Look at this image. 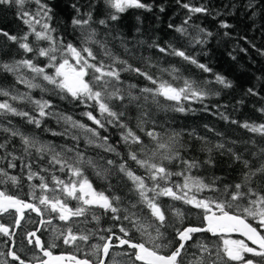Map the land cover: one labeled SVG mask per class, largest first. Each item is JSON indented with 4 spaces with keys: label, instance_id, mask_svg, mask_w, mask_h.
I'll use <instances>...</instances> for the list:
<instances>
[{
    "label": "snow or ice",
    "instance_id": "obj_1",
    "mask_svg": "<svg viewBox=\"0 0 264 264\" xmlns=\"http://www.w3.org/2000/svg\"><path fill=\"white\" fill-rule=\"evenodd\" d=\"M29 3L36 5L34 12L26 10V5ZM105 3L108 8L114 10L107 14V19L98 21L105 27L108 26L109 21H118L119 14L130 8L144 9L149 12L153 9L152 4L144 3L142 0H105ZM0 5H16L20 19L29 29L20 37L2 30L0 35L18 44L25 53H33L35 57H43L47 60L44 66H40L33 59H22L13 64L0 65V67L17 74L18 82L28 89L39 88L41 91L54 92L61 99L70 98L98 110L99 117L94 115L93 111L83 113L96 126L90 127L74 120L71 116L51 111L53 105L50 100L34 99L30 93L12 92L3 88H0V97L7 99L0 100V116H19L36 128H40L48 117H54L58 121L63 120L70 127L61 133L52 132V135H66L72 129L81 130L85 134L88 145L121 157L117 148L108 142L109 137L102 136L99 131L100 129L106 131L107 126L111 125L122 130L120 138L126 146V158L121 157V162L107 159L104 164H101L91 157H85L84 153L78 150V146L57 151L56 146L44 143L36 136L25 135L19 129L11 127H0V131L8 133L10 138L19 137L25 155L33 157L34 153V158L39 160L47 158L46 163L52 170L66 173L68 176L65 180L53 174L50 187L47 178L41 175V172L49 171L48 167H41L38 172H34L32 163H25L24 166L28 169L27 179L29 181L39 179L40 183L30 185L27 200L0 189V215L7 214L14 217L11 226L0 223V234L12 237L14 234L11 229L20 228L26 213L31 212L40 217L38 223L41 226H51L54 219L63 222V228H51L54 238L62 239L64 245L75 246L78 251L80 242L88 244L93 238H98L102 242L88 244L91 251L86 253L85 258H78L76 255H55L52 249L57 247L56 243L46 246L37 236L39 228L36 231H29L26 234L28 243L38 248L45 257L39 260V264H264V191L258 190L255 186L257 182L264 184V160H261L258 166H254L252 161L245 159L242 153H237L230 147L226 148L223 143H217L214 146L215 150L221 155L225 153L230 155L233 163L240 164L243 171L238 182L219 183L222 178L215 176L206 182L204 178L192 175V170L203 165L215 166L211 155L212 147L205 144L204 150L209 153L207 160L203 162L196 159L189 160L181 154V149L185 148V145L180 142L181 133L172 132L165 138V135L156 131L155 127H146L149 122L155 124L154 121L145 119L149 115L145 110L149 103L163 110L171 109L185 113L191 109L187 108L184 102L203 103L210 94L207 85L213 81L199 82L183 77L180 70L175 67L160 69L161 72H167L172 77L171 81L165 80L114 56L106 43L97 38V30L92 28L91 9L95 6L91 3L88 5L90 10L85 13H81V9L76 4L72 5L77 15L72 18L71 23L74 29L80 31L79 46L53 35L56 30L51 24L52 9L45 0H0ZM183 7L193 14L208 11L205 7H193L188 3H184ZM159 10L163 12V6ZM191 19L192 17L188 16L182 25L169 24L168 27L174 28L181 36L188 37L190 34L185 25H188ZM221 27L231 26L222 22ZM201 33L207 37L212 36L211 32L205 33V30L201 28L196 36L190 38V43H206ZM30 36H34L36 42L46 41L48 46L40 47L37 43L34 47L29 42ZM93 45L103 49L104 56L108 57L111 63H105L102 59L98 60ZM150 46L158 48L160 53L179 57L204 73L213 71L208 65L189 55L183 48L172 44L161 47L154 43ZM116 65H122V67H116ZM21 69L31 72L33 74L31 78L19 74ZM48 69L52 71L49 72ZM121 72H134L150 82L153 87L139 88L138 93L133 92V89H137L135 84H130L127 89H124L121 86ZM37 78L46 82V85L51 88L35 82ZM214 82L225 88L232 86L230 81L218 73H214ZM248 92L252 95L257 94L251 88ZM160 98L171 103L162 104ZM10 101L27 102L33 106V112L36 114L20 110ZM114 101H118L122 108L134 104L141 109L137 117L136 130L124 119L123 110H115ZM259 111L264 113V108ZM223 118L228 119L226 116ZM232 123L238 122L233 120ZM241 127L264 136V123L257 125L245 122ZM137 130L142 132L151 144L146 143ZM71 139L79 141L80 136L72 134ZM10 142V139L0 142V150L4 153L0 155V159L8 160L7 168H15L14 161L21 157L15 155L14 151H8ZM68 153L73 155L69 156ZM252 155L264 157V147L260 148L259 153H252ZM9 157L11 159H8ZM129 162L143 169L144 173L137 174ZM173 162L178 163L180 170L173 171L167 167V164ZM57 166H59L58 169ZM86 168L93 169L98 178L105 180L112 168H115L130 182L129 191L138 196L137 203L122 207L124 197L112 191L110 184L106 190H98L94 187L93 182L85 175ZM173 177L182 178V180H174ZM9 182L17 185L19 178L10 175L6 168L0 167V184ZM161 197H168L173 201H180L199 209L200 223L184 224L186 219L184 212L179 208H172L170 209L172 215L182 225L176 227L175 223L169 222L166 209L160 202ZM70 201H75V205L71 206ZM137 204L143 205L140 212L147 210V217L134 211ZM97 209L104 214H110L112 220L127 221V225L122 223L119 227L122 235H117L111 228L98 231L89 229L74 231L73 225L88 223L89 216L91 220L99 223L101 216L97 214ZM46 215L47 219H45ZM251 221H256L255 226ZM169 227L174 233L171 238L162 231ZM100 232L109 234L105 236L99 234ZM137 233L140 239L134 240L133 237ZM234 233H238L243 239H232L231 236ZM199 234H211L212 237L217 238L218 242H205ZM115 248L121 251L113 253L112 250ZM7 255L13 261L25 264L15 251H9ZM89 255L94 256L96 260L87 258ZM121 256L127 257V261L117 259Z\"/></svg>",
    "mask_w": 264,
    "mask_h": 264
},
{
    "label": "trees",
    "instance_id": "obj_2",
    "mask_svg": "<svg viewBox=\"0 0 264 264\" xmlns=\"http://www.w3.org/2000/svg\"><path fill=\"white\" fill-rule=\"evenodd\" d=\"M45 2L52 9L51 24L56 30L53 35L62 38L65 42H72L79 46L81 41L80 31L74 29L71 23L72 18L77 15L72 5L76 4L81 9V13H85L90 10L88 5L91 3L95 6L91 9L93 14L92 28L97 30V38L106 43L114 56L126 60L133 67L149 71L165 80L171 81L172 77L167 72H161L160 69L175 67L180 70L183 77L199 82L213 81V83L207 85L210 94L203 103L184 102L185 106L191 109L185 113L175 112L171 109L163 110L151 103L145 109L149 113L145 119L155 122V124L149 122L146 125L147 128L155 127L156 131L165 135V138L167 134L172 132L181 133L180 142L185 145V148L181 149L184 158L203 162L209 157V153L204 150L205 144L213 148L211 155L215 161V166L203 165L198 169H193L192 175L200 176L206 182L214 176L222 178L219 183L239 181L240 174L243 171L242 166L233 163L231 156L227 153L221 155L220 152H217L214 148L217 143H223L226 148L230 147L237 153H242L244 158L252 161L254 166H258L261 160H264V157H254L252 155V153H259L260 148L264 147V136L241 127L245 122L257 125L264 123V113L259 111V109L264 108V0H142L144 3L153 5L151 12L144 9L130 8L119 14L120 19L118 21H109L107 27L98 23L100 19H107V14L110 11H114L108 8L105 0H45ZM184 3H188L193 7H205L208 11L193 14L183 7ZM161 6L164 8L163 12L159 10ZM26 10L34 12L36 5L29 3L26 5ZM188 16H191L192 19L185 27L188 28L190 36H181L174 28L168 27L169 24L182 25ZM222 22L229 24L231 27H221ZM201 28L205 30V33L211 32L212 36L207 37L204 33H201L200 35L206 39V43H190V38L196 36ZM0 30L18 37L29 31L28 26L20 19L16 5H0ZM37 30H39V25H37ZM29 42L34 47L37 43L40 47L48 46L46 41L36 42L34 36L29 37ZM154 43L161 47L172 44L175 47L183 48L189 55L208 65L213 71L212 73H204L179 57L160 53L158 48L150 46ZM93 50L98 60L102 59L105 63H111V60L104 56L103 49L99 46L93 45ZM22 59H33L40 66L47 63L46 58L35 57L33 53H25L23 49L19 48L18 44L0 35V65L13 64ZM116 67H122V65H116ZM48 71L51 72L52 70L48 69ZM214 73L224 76L231 82L232 86L225 88L223 85L216 84ZM19 74L27 78H31L33 75L27 69H21ZM121 81V86L124 89H127L130 84L137 85V89H133L134 93H138L139 88L153 87L150 82L134 72H121ZM35 82L41 83L49 89L51 88L39 78ZM0 88L18 93L27 92L34 99L50 100L53 105L51 111L54 113L71 116L74 120L90 127H96L83 113L93 111L94 115L99 117L98 110L89 108L70 98L61 99L59 95L51 91H41L39 88L30 90L24 84L18 82L17 74L5 71L2 67H0ZM249 88L257 94H249ZM4 99L7 98L0 97V100ZM160 99L162 104L171 103L163 101V98ZM10 102L20 110L32 112L33 115L36 114L33 112V106L27 102ZM113 106L115 110L125 112L124 119L136 130L137 117L140 115L141 109H138L134 104L122 108L118 101H114ZM224 116L228 119H224ZM233 120L238 123H232ZM0 127H11L19 129L25 135L36 136L40 141L56 146L57 151L62 148H76L78 146V150L83 152L85 157H91L101 164H104L107 159L119 163L121 157L126 158V146L120 138L122 130L111 125L107 126L106 131L104 129L99 131L102 136L109 137L108 142L117 148L121 157L116 156L114 153H105L101 148L88 145L85 134L81 130L72 129L66 135H52V132L61 133L70 127L63 120L58 121L54 117L46 118L41 127L36 128L19 116H0ZM72 134L80 136L79 141L72 140ZM138 134L146 143L151 144L142 132L138 131ZM200 137L204 139L201 140ZM6 139L11 141L8 145V151H14L15 155L20 156L21 159L14 161L15 168H7L8 160L0 159V167L6 168L10 175L17 176L19 183L17 185L10 182L0 184V189L19 195L26 200L29 199L27 193L30 191V185L39 184L40 181L39 179H33L32 181L27 179L28 169L24 166L27 162L32 163V171L34 172H38L41 167L49 168L48 172H41V175L47 178L50 187L52 186L51 176L53 174L61 179H68L66 173L52 170L51 166L46 163L47 158L39 160V158H34V153L33 157L25 155L19 137L10 138L8 133L0 131V142H4ZM3 154V150H0V155ZM68 155L71 156L73 153H68ZM8 159H11V157ZM129 164L137 171V174L144 173V170L137 168L133 162H129ZM105 167H107L106 164ZM167 167L173 171L180 170L177 162L167 164ZM85 175L88 176L98 190H106L109 184L112 185L111 190L124 197L122 207L128 206L130 203H137L138 196L129 191L130 182L115 168H112L106 180L98 178L91 168H86ZM173 179L182 180L178 177H173ZM255 186L258 190L264 191V184L257 182ZM204 194L211 195L210 193ZM160 202L165 207L166 214L170 213V216L174 218L173 223L176 227L182 225L172 215L170 209L179 208L184 212L186 216L184 224L190 222L192 217L190 213L193 212L199 215L198 211H192L193 207L180 201L161 197ZM69 203L71 206L75 205L74 201ZM142 208L143 205L137 204L134 211L140 212ZM96 212L101 216L99 223H107V229L111 228L117 235H122L119 232V227L122 223L127 225V221H115L111 219L110 214H104L100 210ZM140 214L144 217L148 215L146 209ZM91 222L97 223L91 220L89 216L88 223ZM251 222L255 226L256 221ZM166 230L173 234L171 227Z\"/></svg>",
    "mask_w": 264,
    "mask_h": 264
},
{
    "label": "flooded vegetation",
    "instance_id": "obj_3",
    "mask_svg": "<svg viewBox=\"0 0 264 264\" xmlns=\"http://www.w3.org/2000/svg\"><path fill=\"white\" fill-rule=\"evenodd\" d=\"M198 211L199 215L195 213H190L192 217L190 218V222L187 223H194L199 224L200 223V210L199 209H193L192 211ZM96 211H99L97 209ZM101 211V210H100ZM169 222L173 223L174 218L170 216V213L168 214ZM48 216H45V219H47ZM40 217L36 216L35 213H26L25 219L21 222L20 228L13 227L11 231L13 232L12 237H6L3 234H0V264H19L18 261H13L10 256L7 255L9 251H15L17 255L21 257L25 261V264H39V260L43 257V253L34 245L28 243L27 233L29 231H36L38 228L40 229L37 232V236L40 237L41 241L45 243V245H50L53 242L57 244V247L53 248L52 251L55 255H76L78 258H85L86 253L90 252L91 249L88 247V244L93 243H102L98 240V238L91 239L88 244H84L83 242H80V250L78 251L75 246L72 245H64L62 242V239H55L53 232L51 231L52 227H58L62 228L64 227V223L54 219L53 224L51 226L44 225L41 226L38 221ZM14 222V217L4 214L0 215V223L6 224L11 226ZM186 223V224H187ZM108 224L107 223H86V224H75L73 225L74 231L81 230V229H89L92 231H98L100 229H107ZM99 227L98 229H95ZM162 231H165L166 236L168 238H171L173 234H171L168 230L162 229ZM99 234L107 236L109 233L107 232H100ZM201 239H204L205 242H218L216 237H212L211 234H199ZM232 239H242L240 237L231 236ZM134 240H139L140 236L139 234H135L133 237ZM113 253L121 251L119 248H115L112 250ZM128 251H131L128 249ZM87 258L96 260L94 256L89 255ZM117 259L127 261V257L121 256L117 257Z\"/></svg>",
    "mask_w": 264,
    "mask_h": 264
},
{
    "label": "water",
    "instance_id": "obj_4",
    "mask_svg": "<svg viewBox=\"0 0 264 264\" xmlns=\"http://www.w3.org/2000/svg\"><path fill=\"white\" fill-rule=\"evenodd\" d=\"M232 235H234V236H238V237H241L238 233H234V234H232ZM241 238H243V237H241Z\"/></svg>",
    "mask_w": 264,
    "mask_h": 264
},
{
    "label": "rangeland",
    "instance_id": "obj_5",
    "mask_svg": "<svg viewBox=\"0 0 264 264\" xmlns=\"http://www.w3.org/2000/svg\"><path fill=\"white\" fill-rule=\"evenodd\" d=\"M75 202V201H74Z\"/></svg>",
    "mask_w": 264,
    "mask_h": 264
}]
</instances>
